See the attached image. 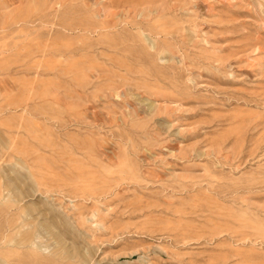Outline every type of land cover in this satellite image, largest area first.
Listing matches in <instances>:
<instances>
[{
	"label": "rangeland",
	"instance_id": "1",
	"mask_svg": "<svg viewBox=\"0 0 264 264\" xmlns=\"http://www.w3.org/2000/svg\"><path fill=\"white\" fill-rule=\"evenodd\" d=\"M0 264H264V0H0Z\"/></svg>",
	"mask_w": 264,
	"mask_h": 264
}]
</instances>
